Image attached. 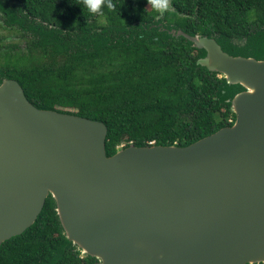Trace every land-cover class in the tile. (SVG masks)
<instances>
[{"label":"water","instance_id":"water-1","mask_svg":"<svg viewBox=\"0 0 264 264\" xmlns=\"http://www.w3.org/2000/svg\"><path fill=\"white\" fill-rule=\"evenodd\" d=\"M173 10L168 0L158 19ZM165 30L203 51L198 67L241 87L226 100L233 124L187 146L130 144L109 156L106 123L40 109L4 79L0 246L51 197L68 243L98 264H264V58Z\"/></svg>","mask_w":264,"mask_h":264},{"label":"trees","instance_id":"trees-1","mask_svg":"<svg viewBox=\"0 0 264 264\" xmlns=\"http://www.w3.org/2000/svg\"><path fill=\"white\" fill-rule=\"evenodd\" d=\"M0 0L25 48L0 53V83L16 79L38 108L106 123L107 154L135 144L187 146L230 126L241 90L196 65L202 50L165 29L215 38L233 55L264 58V0ZM168 5V0H164ZM0 264H98L68 243L51 197L37 222L0 246Z\"/></svg>","mask_w":264,"mask_h":264},{"label":"rangeland","instance_id":"rangeland-1","mask_svg":"<svg viewBox=\"0 0 264 264\" xmlns=\"http://www.w3.org/2000/svg\"><path fill=\"white\" fill-rule=\"evenodd\" d=\"M169 8L163 9V12ZM16 45L23 47L22 40L19 39L18 34L6 27L0 13V53L13 50Z\"/></svg>","mask_w":264,"mask_h":264},{"label":"clouds","instance_id":"clouds-1","mask_svg":"<svg viewBox=\"0 0 264 264\" xmlns=\"http://www.w3.org/2000/svg\"><path fill=\"white\" fill-rule=\"evenodd\" d=\"M150 2L152 7L156 10L166 6L164 4V0H150ZM102 3L109 10L114 8V4L111 2V0H83V5L89 13H99L100 15H103L101 12Z\"/></svg>","mask_w":264,"mask_h":264},{"label":"flooded vegetation","instance_id":"flooded-vegetation-1","mask_svg":"<svg viewBox=\"0 0 264 264\" xmlns=\"http://www.w3.org/2000/svg\"><path fill=\"white\" fill-rule=\"evenodd\" d=\"M19 37V36H18ZM19 39H21L20 37H19ZM22 40V39H21ZM22 43H23V47H19V49L21 50V49H23V48H25V42L22 40Z\"/></svg>","mask_w":264,"mask_h":264}]
</instances>
